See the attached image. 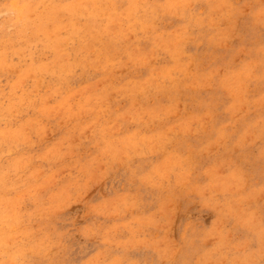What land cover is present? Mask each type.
<instances>
[{
    "label": "rangeland",
    "instance_id": "obj_1",
    "mask_svg": "<svg viewBox=\"0 0 264 264\" xmlns=\"http://www.w3.org/2000/svg\"><path fill=\"white\" fill-rule=\"evenodd\" d=\"M0 264H264V0H0Z\"/></svg>",
    "mask_w": 264,
    "mask_h": 264
}]
</instances>
